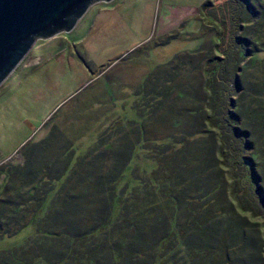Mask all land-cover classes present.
I'll return each mask as SVG.
<instances>
[{"label": "trees", "instance_id": "trees-1", "mask_svg": "<svg viewBox=\"0 0 264 264\" xmlns=\"http://www.w3.org/2000/svg\"><path fill=\"white\" fill-rule=\"evenodd\" d=\"M210 7L198 14L228 50L202 56L203 99L176 90L193 105L187 135L144 139L175 91L153 73L132 105L139 121L114 122L81 156L54 132L24 146L0 170V239L34 233L0 264H264V224L261 235L252 221L264 214V0H228L216 19ZM128 125L136 139L116 140Z\"/></svg>", "mask_w": 264, "mask_h": 264}, {"label": "rangeland", "instance_id": "rangeland-1", "mask_svg": "<svg viewBox=\"0 0 264 264\" xmlns=\"http://www.w3.org/2000/svg\"><path fill=\"white\" fill-rule=\"evenodd\" d=\"M205 1L116 0L84 17L66 39L33 47L16 75L0 89V170L20 165L24 146L51 132L60 134L81 156L114 122L139 121L132 105L136 94L148 91L143 82L153 73L158 75L152 78L167 76L175 91L166 114L160 111L142 123L144 139L187 135L185 107L193 105L177 98L176 90L203 99L202 56L222 58L228 50V39L218 44L213 39L215 30L223 29L198 14ZM227 1L209 0L212 7L205 16L219 18V8ZM215 44L220 52H213ZM254 57L264 59V50ZM176 118L184 120L178 127L172 124ZM131 128L136 126L116 130L114 138L134 141ZM146 166L152 168L151 163ZM3 179L0 173V186ZM252 221L262 235L264 214ZM33 233L29 224L0 239V251L22 245Z\"/></svg>", "mask_w": 264, "mask_h": 264}, {"label": "water", "instance_id": "water-1", "mask_svg": "<svg viewBox=\"0 0 264 264\" xmlns=\"http://www.w3.org/2000/svg\"><path fill=\"white\" fill-rule=\"evenodd\" d=\"M116 0H0V89L36 46L66 39L88 14Z\"/></svg>", "mask_w": 264, "mask_h": 264}]
</instances>
